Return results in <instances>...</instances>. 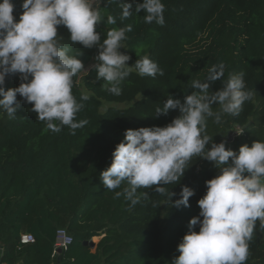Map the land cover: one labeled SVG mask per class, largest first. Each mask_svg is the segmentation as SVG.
Listing matches in <instances>:
<instances>
[{
	"label": "trees",
	"instance_id": "trees-1",
	"mask_svg": "<svg viewBox=\"0 0 264 264\" xmlns=\"http://www.w3.org/2000/svg\"><path fill=\"white\" fill-rule=\"evenodd\" d=\"M92 1L104 17L96 28L101 41L110 29L131 25L132 31L126 33L120 49L131 57L128 65L147 56L164 75L140 77L133 69L122 84V94L115 96L101 88L104 82L96 80L95 70L87 72L81 83L83 71L78 73L73 78V94L78 101L82 93L90 98L83 101L84 107L76 116L77 121L86 119L88 123L76 129L75 135L67 126L60 132L46 130L44 122L31 112L32 105L19 94L21 108L15 117L0 111L3 264H171L180 255L177 246L189 231L190 219L199 214L197 201L206 192L205 181L218 175L219 170L212 162L193 157L180 183L160 185L166 189L165 194L157 193L156 186L138 189L139 203L135 206L123 195L115 196L127 187L126 182L116 190H107L100 172L110 166L112 152L124 139L126 129L170 123L179 115L178 110L154 118L155 108L162 106L169 94L183 100L193 91L191 82L205 80L213 65H224V81L230 74L244 72L246 90L252 98L238 116L222 114L219 124L208 118L206 134L220 143L239 129L249 147L254 141H264V0H162L163 26L146 24L143 11L122 19V0ZM13 2V15L18 19L21 0ZM241 14L247 16V40L242 54H238L234 44ZM108 15L116 19V24L106 23ZM217 19L226 25L218 36L220 52L202 57L196 53L199 42ZM58 35L63 37L68 55L81 52L78 58L85 67L94 63L97 48L72 44L64 26L58 27ZM20 83L18 75L8 89ZM222 87V80H217L210 91ZM104 104L110 107L102 112ZM213 111H219V106L213 105ZM183 185L195 192L189 198L190 207L171 206L168 193H177L172 200L178 199ZM61 229L73 242L55 254ZM194 230L198 232L199 226ZM22 234L33 235L35 243L21 246ZM95 238L100 240L94 244ZM245 264H264V228L260 221L249 241Z\"/></svg>",
	"mask_w": 264,
	"mask_h": 264
},
{
	"label": "clouds",
	"instance_id": "clouds-1",
	"mask_svg": "<svg viewBox=\"0 0 264 264\" xmlns=\"http://www.w3.org/2000/svg\"><path fill=\"white\" fill-rule=\"evenodd\" d=\"M15 7L13 0H0V111L9 118L21 108L19 94L32 105L31 112L44 122L46 130L60 132L67 126L75 135L76 129L88 123L86 119L77 121L76 116L83 101L90 98L82 93L78 101L73 94V78L78 73L95 70L96 80L104 82L101 88L115 96L122 94V84L133 69L140 77L164 75L147 56L128 65L131 57L120 49L131 25L110 29L101 41L96 28L104 17L92 0H21L18 19L13 15ZM121 7L122 19L143 11L146 24H165L162 0H122ZM106 23L114 25L116 19L108 15ZM59 26L68 30L72 44L97 48L94 63L87 69L78 58L81 52L68 55L69 49L58 35ZM17 74L19 86L5 90L6 76ZM223 76L224 65H213L205 80L191 82L193 91L183 100L169 94L162 106L155 108L154 118L166 117L174 110L179 115L165 126L126 129L124 139L112 152L110 166L100 172L107 190H116L126 182L127 187L115 196L123 195L135 206L138 189L156 186L157 193L165 194L160 185L180 183L193 157L212 162L219 170L205 181L206 192L197 201L199 214L190 219L189 231L177 246L180 255L171 264H245L257 221L264 228V141L234 151L226 149L225 141L215 143L206 134L208 118L219 124L222 114L238 116L252 98L244 72L230 74L227 81ZM217 80H222L223 87L210 91ZM213 105H218L219 111H213ZM194 194L186 185L174 201L177 193H168L176 208L190 207L189 198Z\"/></svg>",
	"mask_w": 264,
	"mask_h": 264
},
{
	"label": "rangeland",
	"instance_id": "rangeland-1",
	"mask_svg": "<svg viewBox=\"0 0 264 264\" xmlns=\"http://www.w3.org/2000/svg\"><path fill=\"white\" fill-rule=\"evenodd\" d=\"M93 2V1H92ZM246 22L247 16L239 15L238 17V24H237V32L235 38V51L238 54H242L244 47L246 45ZM225 21L222 19H217L213 25V27L207 32V34L200 40L196 53L200 54L202 57H209L215 56L220 52V44L218 41L219 34L225 29ZM188 61H192L193 58L187 59ZM92 64V63H91ZM89 64V65H91ZM85 67L86 69L89 67ZM87 74V71H83V73L79 76L80 83L82 82V78ZM110 105L104 104L102 107V112L106 111ZM241 133V134H237ZM226 148H233V150H239L240 146L244 145V137L242 135V131L240 132L239 129H236L228 139L225 140ZM100 238H95L93 243H98Z\"/></svg>",
	"mask_w": 264,
	"mask_h": 264
},
{
	"label": "built area",
	"instance_id": "built-area-1",
	"mask_svg": "<svg viewBox=\"0 0 264 264\" xmlns=\"http://www.w3.org/2000/svg\"><path fill=\"white\" fill-rule=\"evenodd\" d=\"M241 132V130H240ZM73 242V239L67 231L65 230H59L57 232L56 241L54 245V253L57 254L62 252L63 250H66L69 246H71ZM35 243V238L31 234H22L20 237V245L21 246H27ZM0 264H3L2 262Z\"/></svg>",
	"mask_w": 264,
	"mask_h": 264
},
{
	"label": "water",
	"instance_id": "water-1",
	"mask_svg": "<svg viewBox=\"0 0 264 264\" xmlns=\"http://www.w3.org/2000/svg\"><path fill=\"white\" fill-rule=\"evenodd\" d=\"M18 74L17 75H9V76H6V79H5V90L8 89V87L15 81V79L17 78ZM2 98V97H0ZM60 252V251H59Z\"/></svg>",
	"mask_w": 264,
	"mask_h": 264
},
{
	"label": "crops",
	"instance_id": "crops-1",
	"mask_svg": "<svg viewBox=\"0 0 264 264\" xmlns=\"http://www.w3.org/2000/svg\"><path fill=\"white\" fill-rule=\"evenodd\" d=\"M2 255H3V249H2V247L0 246V263H1Z\"/></svg>",
	"mask_w": 264,
	"mask_h": 264
}]
</instances>
